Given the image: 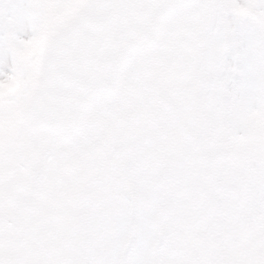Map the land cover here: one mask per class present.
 Listing matches in <instances>:
<instances>
[{
    "label": "snow or ice",
    "instance_id": "obj_1",
    "mask_svg": "<svg viewBox=\"0 0 264 264\" xmlns=\"http://www.w3.org/2000/svg\"><path fill=\"white\" fill-rule=\"evenodd\" d=\"M229 7L0 0V264H264V22L226 73Z\"/></svg>",
    "mask_w": 264,
    "mask_h": 264
},
{
    "label": "clouds",
    "instance_id": "obj_2",
    "mask_svg": "<svg viewBox=\"0 0 264 264\" xmlns=\"http://www.w3.org/2000/svg\"><path fill=\"white\" fill-rule=\"evenodd\" d=\"M230 5L228 16L235 18V23L230 24L226 30L225 47L228 49L237 48L240 44L241 25L248 21L264 22V9L258 8V4H264V0H226ZM231 71H239V66L232 68ZM224 100L228 102V88L224 87Z\"/></svg>",
    "mask_w": 264,
    "mask_h": 264
},
{
    "label": "rangeland",
    "instance_id": "obj_3",
    "mask_svg": "<svg viewBox=\"0 0 264 264\" xmlns=\"http://www.w3.org/2000/svg\"><path fill=\"white\" fill-rule=\"evenodd\" d=\"M228 19L229 21H235V18L232 17L231 15L228 16ZM234 24V23H233ZM251 28V23L248 22V21H245L242 25H241V32H244V31H247ZM24 38H28V37H24ZM232 59H233V55H232V52L231 53H228V54H225V57H224V69H225V72L227 73V70L229 68H231L230 64L232 62Z\"/></svg>",
    "mask_w": 264,
    "mask_h": 264
}]
</instances>
